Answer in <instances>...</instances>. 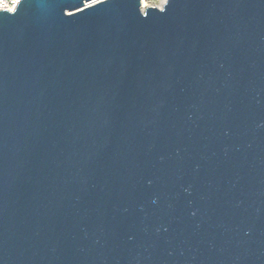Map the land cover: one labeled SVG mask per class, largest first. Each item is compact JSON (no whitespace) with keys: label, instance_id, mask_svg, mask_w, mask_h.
Listing matches in <instances>:
<instances>
[{"label":"water","instance_id":"obj_1","mask_svg":"<svg viewBox=\"0 0 264 264\" xmlns=\"http://www.w3.org/2000/svg\"><path fill=\"white\" fill-rule=\"evenodd\" d=\"M0 264H264V0L0 11Z\"/></svg>","mask_w":264,"mask_h":264},{"label":"built area","instance_id":"obj_2","mask_svg":"<svg viewBox=\"0 0 264 264\" xmlns=\"http://www.w3.org/2000/svg\"><path fill=\"white\" fill-rule=\"evenodd\" d=\"M165 1L166 0H151L152 5L147 7L161 8L164 5ZM19 2L20 0H0V11L13 12Z\"/></svg>","mask_w":264,"mask_h":264},{"label":"rangeland","instance_id":"obj_3","mask_svg":"<svg viewBox=\"0 0 264 264\" xmlns=\"http://www.w3.org/2000/svg\"><path fill=\"white\" fill-rule=\"evenodd\" d=\"M143 3L145 4L144 8L152 5L151 0H144ZM141 7H142V3H141Z\"/></svg>","mask_w":264,"mask_h":264},{"label":"bare ground","instance_id":"obj_4","mask_svg":"<svg viewBox=\"0 0 264 264\" xmlns=\"http://www.w3.org/2000/svg\"><path fill=\"white\" fill-rule=\"evenodd\" d=\"M141 3H142V8H144L145 4L143 3V0H142V2H141Z\"/></svg>","mask_w":264,"mask_h":264}]
</instances>
